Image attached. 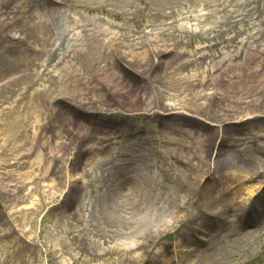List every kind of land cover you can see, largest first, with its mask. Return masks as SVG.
Here are the masks:
<instances>
[{"label":"rangeland","instance_id":"obj_1","mask_svg":"<svg viewBox=\"0 0 264 264\" xmlns=\"http://www.w3.org/2000/svg\"><path fill=\"white\" fill-rule=\"evenodd\" d=\"M73 1L75 3L79 2V0ZM151 1L153 0H131V10L122 7L121 4L118 6L113 5V7L116 12H125L130 18L138 22L163 20L161 17H157V11L148 3ZM237 1L240 2L241 0ZM247 1L248 4L253 1V4L262 1L260 10L255 11L247 20L257 23L263 22L264 0ZM60 3H62L63 7L58 13L53 14L49 12V9H45V7L49 8L54 6V4ZM68 6L67 0H0V264H8V262L13 264L14 259L20 260L19 264H47L48 260L43 256V252L40 249H47L51 252L52 240L53 245L59 243L60 246L58 245L56 248L58 251L65 252L64 258L69 264H99L98 260L101 258H98L97 252L102 250L108 252L110 251L108 246L113 247L114 240L135 237L140 231V226L138 225L140 219L131 210H127L124 217H121V223L120 216L112 218V212L111 214L108 211L105 213L104 197L106 195L104 189L105 185L111 182L120 188L119 192L123 193L127 190L126 185L130 182L129 180H131L129 186L131 188L136 178L139 179L142 176V171L147 172L148 170L146 169L148 168L137 167L140 163L136 162L134 164L135 157L129 149H122L117 151L116 154L106 153L99 156L102 159L101 163L97 165L98 167L93 166V161L96 157L89 154L88 150L96 140L90 141L88 137L84 136L83 129L81 131L78 129L74 130L73 127L71 128V133L69 132L66 135L65 132H62L61 135L71 137L78 143L71 150L72 152L69 150L68 156L64 157L62 163L52 170V175L58 177L61 183L68 181V175H71V180L78 183L77 190L79 189L81 192L72 194L70 188H67L68 190H66L65 194L59 196L54 191L48 192L46 189L47 192L41 197L42 202L48 207L44 214L50 215V220L47 222L44 220L45 222L41 223L42 214L40 209L42 208H39L40 205L38 208H34L35 205L32 203V209L29 210L28 217L35 219L28 224L26 233L22 231L26 225L22 220L24 214L27 213L24 210L21 211L23 206L21 203L23 201L20 199L22 202H18L16 200L18 195L15 193L18 190L21 193L19 187L26 181L23 183L19 179L18 172H16L14 167H20L19 169L23 167L25 170L23 172H32L35 169L29 163L34 158L32 157L34 154L30 150L34 141L28 139L19 142L22 150H17L16 145H13L10 139L2 135L1 129L11 120L9 118L8 121H4V119L8 118L9 109L13 108L16 100L19 97H24L25 93H28L31 98H36L44 112L49 113L50 105L53 106L49 102L57 103L58 108L61 110L60 113L54 111L52 116L44 113L41 117L42 122L40 125L44 124L49 133L59 132L68 123L76 121L80 126H87L86 129L92 131V134L97 137L108 135L116 138L122 133L130 132L126 138V145L129 146L131 144L136 148L137 140L134 139L135 143L131 142L135 134L138 133L136 136L140 137V135L148 133L149 137L163 138L162 133H159L163 127L162 123L166 122L168 124L171 122L181 128V130L191 131L194 137H199L198 141L203 142L201 148L207 149L213 143V136L223 129L224 132L233 131L236 135L239 134L240 138L246 139L243 145L245 150L236 155V159L251 158L258 163L255 174L249 173L246 169L239 166L210 167L209 173H207L208 170H202L199 167V160L195 157L182 158L188 165L176 167L172 163L173 159L168 162L169 158L164 157L168 150L166 145L155 141L149 147L147 144L144 145L143 142L139 148L154 157V160L157 159L160 164L159 167H149L148 172L152 176H159L158 181L161 184L159 188L162 191L163 200L170 203V210L164 217L167 223H171L170 221L173 220L171 227H169L172 230L166 232V228H162L159 233L153 234L148 239V243L144 244V241H140L137 249L134 247V252L129 255L122 256L123 251L110 253L106 257L105 264H201L203 262H207V264H264V107H260L259 111L252 115L253 119L244 123H230L226 127L221 126L222 128L220 129V125L218 126L215 122H209L210 120L205 117H211L213 114L221 116L223 114L221 110L226 109L227 105H234L233 101L237 100L232 95L218 100L208 110L201 111L200 109L201 112H206L204 114L205 117L196 115V113H189L186 110L187 112L184 113L171 112L162 114V116L157 117L153 124L145 125V120L134 119V113L130 111L137 108L138 104L136 103L135 95L142 92V90L144 91V78L148 79L147 75L150 74L159 77L164 73L158 64V59H155V66L157 67L153 70V74L152 68L149 69L148 67L149 65L142 68L137 63L130 62L129 59L120 60L119 69L122 72L136 75V78L130 80V84L127 81H123V86L113 84V81L105 82L106 91L103 90L105 96H99L105 101L103 103L105 104L104 106H100L99 101L94 103V105L84 106V97L79 98V104L82 103L81 106L69 103L70 100L64 99L65 95H59L62 91H57V87L52 83L51 78L47 79L46 82L39 81L36 85L27 83V80H21L20 75L23 74V66H21L22 48H26L25 42H31L34 46V48L30 47L31 50L26 48L29 50L28 57L31 56V59L39 58V60L41 57L40 52H38L40 41L33 39L35 32L30 28L32 25L29 26L31 21H35V23L45 22L47 26L49 25L53 39L56 41L57 46L61 47L57 51L60 58L73 52L74 39L77 34L73 29V22L80 21L81 18L84 21L93 19L111 22L105 16H88L86 11L73 9ZM142 6L145 7L144 10ZM5 8H8V10H3ZM28 8H36V11H28ZM137 9L138 13L133 15V11ZM26 10L28 14L25 13ZM180 11L179 14H181ZM249 11L250 8H247L241 13L249 14ZM233 17H236V15H233ZM223 20L224 17L216 15L211 21L219 23ZM131 29L134 30L135 28ZM188 31L193 34L182 40L184 45H192L193 40L191 38L198 36L196 28L195 30L188 29ZM261 44L264 43L261 42ZM195 45L196 47L202 46L200 42H196ZM49 46V50H55L53 41H50ZM181 51L190 52L186 48H182ZM174 56V53H169L167 59L164 60L166 72L174 71L184 61ZM188 59L192 60L193 58L188 57ZM254 59L252 60L253 63L255 62ZM198 63H201L200 57H198ZM257 68V65L253 66V70ZM144 69L146 71L149 70L147 75L143 73ZM210 69L213 68L202 65L198 70L204 78V73ZM188 70V72L181 73L182 79L192 76L195 72L191 67ZM40 71L41 69L36 72L40 74ZM52 71L55 76L54 73H57V70L52 68ZM211 71L213 72L214 70ZM14 82L16 83L10 86ZM181 83L185 87L187 86L185 80ZM243 83H249V86L255 87L260 86L261 81H240V83L237 82L234 85V92L236 94L242 92L241 95L245 98L244 101L249 102V98L246 99V92L241 87H245ZM146 84L148 85L145 93L150 96V99H154L156 96L155 89L151 84ZM172 85L177 91V83ZM221 85L226 84L221 83ZM228 90L230 92L229 95H231L232 90L230 88ZM205 93H209V91H205ZM169 94H177L181 99L184 96H188L189 92L184 90L182 92H169ZM55 97L57 98L56 100L54 99ZM168 97L170 98V96ZM24 101L26 102V99ZM172 103L175 104V101H172ZM23 105L24 103L20 107ZM247 107H249L248 104ZM149 108L152 109L153 107ZM196 110L198 109L195 108L193 111ZM115 111L119 114L116 115ZM201 114L203 115V113ZM23 118H25V115H23ZM31 128L33 126L30 124L29 131L33 133ZM170 132L175 131L170 130ZM31 133L28 132L26 134L31 135ZM176 133L178 134V131L174 134ZM27 141L29 144H27ZM30 142L33 143L30 145ZM216 144L219 145L220 142L218 141ZM197 149L199 150L198 146ZM251 150L256 152H250ZM43 153L45 157L47 152L43 151ZM22 157H24L25 163L20 166L17 163L20 159L24 162ZM115 159H119L117 162H120V164L126 161L133 166L119 167L121 171L116 173L117 167H114L112 162ZM9 164H12V167H7ZM138 168L141 169L137 170ZM162 169L163 173H159ZM66 170L69 172L67 173ZM8 172H11V174L5 176ZM49 174L50 172L48 176ZM12 175L15 177L10 178ZM121 175L126 176V180H121L125 181V183L120 181ZM35 180H37L36 176L33 181L29 182H34ZM63 185L66 186V183ZM13 191L15 193H12ZM53 193L55 195H52ZM32 195L33 193L30 194V196ZM75 197L78 198L72 200ZM109 197L106 200L107 203L115 201V204H121V201H118L119 198L115 200V196ZM27 199H30L29 196H27ZM81 199L86 202L87 209L82 212L83 220L80 223H77V221L75 223L74 218L71 217L77 204L80 205ZM34 202L37 203L36 201ZM227 205L228 207H225ZM184 206L189 208L185 209ZM152 207L153 205L151 206V214H153ZM145 216H142V218H145ZM150 217L152 219V215ZM151 221H154V223L158 222L156 219ZM190 223L191 225L189 226ZM19 227L21 230H19ZM75 227H79V229ZM13 228L16 229V232ZM204 229L207 232L209 230L230 231L235 234L237 231L241 233L245 230H252L254 234L241 241L232 243L225 249V243L228 240L225 242L224 238L219 239L214 236H211V239L206 233H202L203 231L205 232ZM38 234H41L39 239ZM232 235L230 234L231 237ZM3 250L10 252V255ZM16 254L20 256V259H18Z\"/></svg>","mask_w":264,"mask_h":264},{"label":"bare ground","instance_id":"obj_2","mask_svg":"<svg viewBox=\"0 0 264 264\" xmlns=\"http://www.w3.org/2000/svg\"><path fill=\"white\" fill-rule=\"evenodd\" d=\"M67 1L69 3L68 7L70 8L86 11L88 16H105L111 22L93 19H86L84 21L82 18L80 21L73 22V29L77 33L74 39L75 45L72 49L73 52L68 56L63 55V58H60L57 51L61 47L57 46L56 41L53 39L49 25L47 26L45 22L35 23V21H31L29 26L32 25L30 28L35 32L33 39L40 41L38 52H40L41 57L40 60L39 58L31 59V56L28 57V52L31 50L30 47L34 48V46L31 42L26 41V48L29 50L22 48L21 66H23V74L20 75L21 80H27V83L36 85L39 81L46 82L47 79L51 78L52 83L57 87V91H62L59 95H65L64 99L70 100L69 103L81 106L82 103L79 104V98L84 97V106L94 105L98 101L100 102V106H104L105 104L103 103L105 101L99 96L104 95V91H106V87L104 86L105 82L113 81V84L123 86V81H127L130 84V80L136 78V75L122 72L119 69L120 60L129 59L130 62L137 63L142 68L149 65L148 67L149 69L152 68L153 74V70L157 67L155 66V59H158V64L164 73L159 78L155 75H147L149 70H143V73L148 76V79L144 78V91L141 89L142 92L135 95L136 103L138 104L137 108L130 111L134 113V119L145 120V125L153 124L158 116L171 112L184 113L188 111L189 113H196V115L205 117L204 114L206 112L201 111L208 110L218 100L232 95L237 100L233 101L234 105H227L226 109L221 110L223 112L221 116L212 113L213 116L205 117L210 120L209 122H215L218 126L220 125V129L222 128L221 126L226 127L230 123L247 122L253 119L252 115L258 112L260 107H264V44H261V42L264 43V21L257 23L252 20H247L255 11L260 10L262 1H258L256 4H253V1L248 4L247 0H241L240 2L237 0H153L148 3L157 11V17L163 19L156 22H138L130 18L125 12H116L114 10L113 5L118 6L119 4L131 10V0H79L78 3H75L73 0ZM62 7V3H60L57 5L54 4V6L49 8L45 7V9H49V12L55 14L61 11ZM247 8H250L249 14L241 13ZM142 9L144 10L145 7L142 6ZM3 10H8V8ZM33 10L36 11V8H28V11ZM28 11L26 10L25 13L28 14ZM179 11L181 14H179ZM137 13L138 9L134 10L132 14L136 15ZM216 15L224 17V20L219 23L211 21ZM233 15H236V17H233ZM233 18L235 19L233 20ZM131 28L135 29L132 30ZM195 28L198 30L197 40L196 38H191L193 40L192 45H184L182 40L193 34L188 29L195 30ZM50 41L54 42L55 50H49ZM196 42H200L202 46L196 47ZM182 48H186L190 52L181 51ZM169 53H174L175 56L184 60L172 72H166L165 70L164 60L167 59ZM188 57L193 59L190 60ZM198 57L201 60L200 64H197ZM253 59L255 60L254 63L252 62ZM202 65L213 68L204 73V78L198 70ZM254 65L258 67L255 70H253ZM189 67L193 68L195 72L192 76L182 79L181 73L188 72ZM52 68L57 70V73H54L55 76L53 75ZM39 69H41L40 74L36 72ZM211 70L214 71L212 72ZM184 80L185 84H187L186 87L181 83ZM250 80H260L261 84L260 86L251 87L248 85L249 83H243L245 87H241L246 92V99L249 98V102H245V98L241 95L242 92L236 94L233 87L237 82H249ZM195 81L197 84H195ZM15 83H11L10 86ZM146 83L151 84L155 89L156 96L154 99H150V96L145 93L148 85ZM175 83L178 85L177 91L182 92L187 90L189 92L188 96L180 99L177 94L170 95L169 92H177L174 89V85H172ZM221 83L226 85H221ZM229 88L232 90L231 95H229ZM205 91H209V93H205ZM167 96H170V98H167ZM24 99H26V102ZM54 99L56 100L57 98L55 97ZM172 101H175V104ZM22 103L24 105L20 107ZM49 103L53 106L50 105L49 113L44 112L39 106L37 99L31 98L28 93H25V96L19 97L16 100L15 106L9 109L8 118L4 119V121H8L9 118L11 120L1 129L2 135L10 139L11 143L16 145L17 150H22L19 142L28 139L34 141V143L32 142L33 144L30 142V145L32 144L30 150H32L34 154L32 157L34 158L29 163L35 169L32 172H23V167L21 169H19L20 167H14L16 168V172H18L19 179L23 183L26 181L24 184L21 183L22 186L19 187L21 193H19V190L16 192L18 195L16 200L18 202L23 201L21 203L23 204L21 211L24 210L27 213L24 214L22 220L26 224L22 230L24 233L28 231V224L32 223L35 219L28 217L29 210L32 209V203L35 205L34 208H38L39 205V208H42L40 209L42 214L41 223L50 220V215L44 214L48 210V207L42 202L41 195L44 196L45 192L54 191L59 196H63L66 190H68L67 188H70L72 194L81 192L79 189L77 190L78 183L71 180V175H68V181L62 182L63 184L66 183V186L60 182L58 177L52 175V170L58 167V164L62 163L64 157L68 156L69 150H73L78 143L71 137L61 135L62 132H65L66 135L69 132L71 133L72 127L74 130L78 129L81 131L83 129L84 136L88 137L90 141L96 140L88 150L89 154L96 157L93 161V166L96 167L102 161L99 156L106 153L116 154L117 151L122 149L130 150L131 154L135 157L134 164L136 162L140 163L137 167H147L148 169L146 170L148 171L149 167H159L160 164L157 159L154 160V157L139 148L143 142L144 145L147 144L151 147L157 141V143L164 144L168 147L164 157L169 158L168 162H171L173 159L172 163L176 167L188 165L182 158L192 156L199 160V167L202 170H208L207 173H209L210 167L239 166L252 174H255L257 170L258 163L254 159H236V155L245 150L243 145L246 139L240 138L239 134L236 135L233 131L224 132L223 129L219 130L213 136V143L207 149H202L203 142L198 141L199 137H194L191 131L181 130V128H178L171 122L168 124L163 122V127L159 131V133H162L163 138L149 137L148 133L137 137V133L131 140L133 143H135L134 139L137 140L136 148H134L131 144L129 146L126 145V138L130 132L122 133L116 138L108 135L97 137L92 134V131L86 129L87 126H80L76 121L68 123L59 132L49 133L44 124L40 125L42 122L41 117L44 113L52 116L54 111L57 113L61 112L57 103ZM247 104L249 107L246 108ZM149 107L153 108L150 109ZM195 108L198 110L193 111ZM117 114L119 113L116 112ZM23 115H25V118H23ZM29 123L33 126L31 128L33 133L29 131ZM40 126L41 128H39ZM170 130L178 131V134H174L175 132L171 133ZM28 132L31 135L26 134ZM218 141L220 142L219 145L216 144ZM27 144H29L28 141ZM43 151L47 152L45 157ZM250 152L256 151L251 150ZM102 158L104 159V157ZM22 160L24 161V157H22ZM117 161L119 159L112 161L114 167H117L116 173L121 171L119 167L133 166L126 161L123 164ZM23 163L25 161L22 162L20 159L17 164L22 166ZM11 165L9 164L7 167H12ZM140 169L138 168L137 170ZM148 171L145 172L143 170L142 173L140 172L142 176L139 179L136 178L131 188L129 187L131 180H129L130 182L126 185L127 190L123 193L119 192L120 188L114 183L109 182L105 185V213L108 211L111 214L112 212V218L120 216L121 223V217H124L127 210H131L140 219L138 221L140 234L138 233L135 237H127L123 240H114V246H108L110 251L104 252L102 250L97 252L98 258H101L98 260L99 264H105L106 257L110 253L123 251L122 256L133 253L134 247L137 249L140 241H144V244L148 243V239L153 234L159 233L162 228H166V232L172 230L169 227H171L173 220L170 221L171 223H167L164 217L170 210V203L163 200L162 191L159 188L161 185L158 181L159 176H152ZM49 172L50 174L48 176ZM159 173H163V169ZM10 174L11 172H8L5 176ZM35 176L37 180L29 182L31 180L33 181ZM121 176L120 181L122 179L126 180L125 175ZM11 177L13 178L15 176L12 175ZM121 182L125 183V181ZM32 193L33 195L30 196ZM55 193L52 195H55ZM27 196L30 199H27ZM109 196H115V200L119 198L118 201H121V204H115V201L107 203L106 200L110 198ZM78 197L72 198V200H76ZM79 204H77L71 217L74 218L75 223L76 221L80 223L83 220L82 212L87 209L86 202H83L82 199ZM152 205L153 214L150 212ZM225 207H228V205ZM184 208L187 209L189 207L184 206ZM150 215H152V219H156L158 222L154 223V221H151V217L149 218ZM142 216H145V218H142ZM75 228L79 229V227ZM14 230L16 232V229ZM19 230H21L20 227ZM204 230L205 232L203 231L202 233H206L210 238L214 236L219 239L224 238L225 242L228 240L225 243V249L232 243L241 241L254 234L252 230H245L241 233L237 231L236 234L230 231L209 230L207 232L206 229ZM230 234H233L232 237ZM39 235L41 234H38V239ZM51 242V252L47 249H40L43 252V256L48 260V262L46 261L47 264H69L64 258L65 252L58 251L56 248L59 243L53 245V240ZM3 251L7 252L6 250ZM7 254L10 255V252H7ZM16 255L20 259V256L18 254ZM19 261L14 259L13 264H19ZM201 264H207V262Z\"/></svg>","mask_w":264,"mask_h":264}]
</instances>
